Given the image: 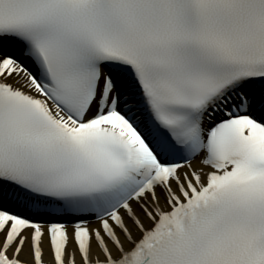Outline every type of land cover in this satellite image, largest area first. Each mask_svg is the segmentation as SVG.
<instances>
[{"label": "snow or ice", "instance_id": "1", "mask_svg": "<svg viewBox=\"0 0 264 264\" xmlns=\"http://www.w3.org/2000/svg\"><path fill=\"white\" fill-rule=\"evenodd\" d=\"M0 264H264V0H0Z\"/></svg>", "mask_w": 264, "mask_h": 264}]
</instances>
